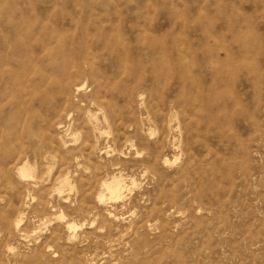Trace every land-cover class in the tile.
<instances>
[{
  "label": "rangeland",
  "instance_id": "obj_1",
  "mask_svg": "<svg viewBox=\"0 0 264 264\" xmlns=\"http://www.w3.org/2000/svg\"><path fill=\"white\" fill-rule=\"evenodd\" d=\"M0 100V264H264V0H0Z\"/></svg>",
  "mask_w": 264,
  "mask_h": 264
},
{
  "label": "bare ground",
  "instance_id": "obj_2",
  "mask_svg": "<svg viewBox=\"0 0 264 264\" xmlns=\"http://www.w3.org/2000/svg\"><path fill=\"white\" fill-rule=\"evenodd\" d=\"M9 75H11L10 76V81H9L10 84H15V83L18 82L19 79H21V74L20 75H18L17 73H12L11 74L9 72ZM80 91H81V86L78 87V89H77V92H80ZM7 105H8V103L4 104V102L0 100V123L2 121L3 113H4L5 107ZM87 123H88V126H89V130L91 131V133L93 135H95V133L97 131V117L96 116H92L89 113V115L87 117ZM71 130H72V127H69L67 129V132H71ZM61 142H62V146L66 147V143L64 141H61ZM3 149H4V147L2 146L0 148V151L4 152ZM83 149L82 148L78 149V151L76 150L75 152L72 153L71 160H73V162L75 164L78 162V160L80 158L78 155L80 154V152L83 151ZM34 153H35V155L37 157H40V152L35 151ZM16 170H17V175L20 177V179L27 180L29 185L34 186V185L38 184V182H37V180L35 178V169L28 162H24L23 164L21 163L20 165L17 166ZM61 185L63 187L62 190L67 188V187L68 188L71 187V183H70L68 178L62 180ZM102 186L108 192V194L110 196L109 199L112 200V201L121 199V197L124 194L125 187H126L125 181L123 180V178L122 177H118V176H113L110 179V181L105 180L102 183ZM105 198H106V196L103 195V194L101 196H99L98 201H99V203L101 205H103L106 202ZM107 217L109 219H113V215L111 213H109V212L107 214ZM23 218H24L23 215L19 216V220H18V222L15 225L17 230L20 229L21 223L23 221ZM68 229L69 230H75L76 226H73V225L69 226Z\"/></svg>",
  "mask_w": 264,
  "mask_h": 264
}]
</instances>
